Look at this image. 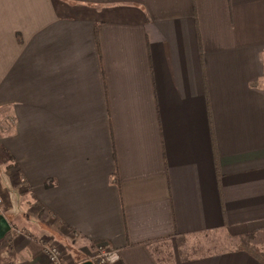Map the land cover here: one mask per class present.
Returning <instances> with one entry per match:
<instances>
[{
    "label": "crops",
    "instance_id": "1",
    "mask_svg": "<svg viewBox=\"0 0 264 264\" xmlns=\"http://www.w3.org/2000/svg\"><path fill=\"white\" fill-rule=\"evenodd\" d=\"M0 200V264H264V0H0Z\"/></svg>",
    "mask_w": 264,
    "mask_h": 264
},
{
    "label": "built area",
    "instance_id": "2",
    "mask_svg": "<svg viewBox=\"0 0 264 264\" xmlns=\"http://www.w3.org/2000/svg\"><path fill=\"white\" fill-rule=\"evenodd\" d=\"M1 203V200H0ZM44 256L47 257L49 264H67L61 256V251L49 243H43ZM119 260L117 251L107 249L103 245L95 247V253L90 261L93 264H114Z\"/></svg>",
    "mask_w": 264,
    "mask_h": 264
},
{
    "label": "rangeland",
    "instance_id": "3",
    "mask_svg": "<svg viewBox=\"0 0 264 264\" xmlns=\"http://www.w3.org/2000/svg\"><path fill=\"white\" fill-rule=\"evenodd\" d=\"M191 244V243H190ZM232 244L227 242V239L223 240V237L218 236V235H211L208 236L207 238H202L197 240L195 243H192L189 248L191 247L192 249H187L184 250V253L187 255H202L206 254L208 252H218L222 250H227L229 247H231ZM57 247V246H54ZM61 251V256L64 259L63 251L61 248L57 247ZM182 252V251H181ZM180 252V254H181ZM93 258V257H92ZM65 261V260H64ZM69 264V263H67Z\"/></svg>",
    "mask_w": 264,
    "mask_h": 264
},
{
    "label": "water",
    "instance_id": "4",
    "mask_svg": "<svg viewBox=\"0 0 264 264\" xmlns=\"http://www.w3.org/2000/svg\"><path fill=\"white\" fill-rule=\"evenodd\" d=\"M10 230V225L8 224L7 220L1 216L0 217V240H2ZM82 264H93L91 261H86Z\"/></svg>",
    "mask_w": 264,
    "mask_h": 264
}]
</instances>
